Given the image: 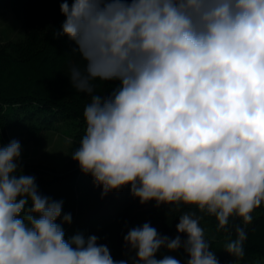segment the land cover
Returning <instances> with one entry per match:
<instances>
[{"label": "clouds", "instance_id": "9594fccd", "mask_svg": "<svg viewBox=\"0 0 264 264\" xmlns=\"http://www.w3.org/2000/svg\"><path fill=\"white\" fill-rule=\"evenodd\" d=\"M60 11L57 35L82 60L69 65L71 84L90 97L71 158L102 197L130 186L140 204L169 206L187 238L145 222L123 237L135 255L121 260L96 235L66 238L72 214L24 174L13 139L0 145V264H181L157 259L161 248L220 264L205 216L240 264L264 205V0H63ZM95 81L118 84L101 95ZM233 217L241 223L229 227Z\"/></svg>", "mask_w": 264, "mask_h": 264}, {"label": "trees", "instance_id": "16d2710c", "mask_svg": "<svg viewBox=\"0 0 264 264\" xmlns=\"http://www.w3.org/2000/svg\"><path fill=\"white\" fill-rule=\"evenodd\" d=\"M63 0H0V10L10 8L21 18L26 29L24 38L15 40L10 28H0V145H7L10 133L23 135L27 142L40 143L48 132L55 131L70 139V156L66 165L36 162L22 154L24 174L36 178L42 195L63 201V213L72 214L71 224H62L66 238L82 233L85 238L96 235L106 244L115 260L133 256L124 246L123 237L132 227L148 222L161 236H181L176 224L179 213L168 214L169 206L156 207L155 201L140 204L130 186L101 196L90 175L81 172L71 158L85 131L84 107L90 101L71 84L69 65L81 64L76 45L59 36L65 19L60 11ZM69 4L72 0H68ZM97 94H107L118 82L95 81ZM196 211L183 206L181 211ZM62 213V215H63ZM199 215V213H197ZM254 220L246 228L245 256L240 264H264V205L252 213ZM62 222V217L57 221ZM233 222L241 223L238 218ZM215 217L205 216V229L211 249L220 264H233L234 257L224 251L228 233L216 231ZM232 238H235L233 232ZM183 250V248L179 249ZM184 262L188 259L184 252ZM129 264L132 261L129 260Z\"/></svg>", "mask_w": 264, "mask_h": 264}, {"label": "rangeland", "instance_id": "374dc122", "mask_svg": "<svg viewBox=\"0 0 264 264\" xmlns=\"http://www.w3.org/2000/svg\"><path fill=\"white\" fill-rule=\"evenodd\" d=\"M0 28H10L13 31V38L15 40L24 38L26 36V29L20 17L10 9L0 10ZM10 139L19 140L21 143V155L27 154L28 157L36 162H46L56 164L59 167L66 165L70 153V146L72 141L60 133L50 131L46 135L45 139L40 143L27 142L23 135L19 133H10ZM22 157V156H21ZM20 157V158H21ZM135 255L134 253H131ZM165 255H170L184 262V251H168L166 248H161L156 258H162Z\"/></svg>", "mask_w": 264, "mask_h": 264}]
</instances>
